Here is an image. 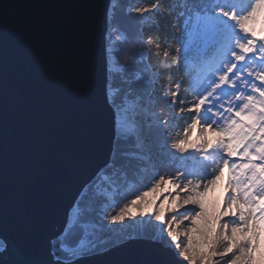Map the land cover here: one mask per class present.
<instances>
[{
	"label": "snow or ice",
	"instance_id": "6c2138e0",
	"mask_svg": "<svg viewBox=\"0 0 264 264\" xmlns=\"http://www.w3.org/2000/svg\"><path fill=\"white\" fill-rule=\"evenodd\" d=\"M137 2L151 8L129 5L127 14L156 25L154 36L141 28L129 41L115 25L109 35L139 45L133 61L115 70L121 86L109 83L107 94L119 138L131 150L114 152L89 178L92 195L76 201L71 227L57 238L66 257L57 264L107 251L99 234L118 229L104 220L123 230L125 219L137 214L141 232L151 225L148 239L170 251L173 264H264V252L257 255L258 231H264V0ZM7 7L0 6V25ZM162 10L173 17L178 41L161 36ZM153 46L156 56L163 53L158 67L151 63ZM108 72L113 75L111 64ZM219 184L223 192L210 207L209 193ZM120 200L126 202L110 213Z\"/></svg>",
	"mask_w": 264,
	"mask_h": 264
},
{
	"label": "water",
	"instance_id": "95a60500",
	"mask_svg": "<svg viewBox=\"0 0 264 264\" xmlns=\"http://www.w3.org/2000/svg\"><path fill=\"white\" fill-rule=\"evenodd\" d=\"M0 264H57L52 241L112 155L106 33L111 0H0ZM73 264H173L148 238ZM174 251V250H173ZM186 264V262H184Z\"/></svg>",
	"mask_w": 264,
	"mask_h": 264
},
{
	"label": "rangeland",
	"instance_id": "374dc122",
	"mask_svg": "<svg viewBox=\"0 0 264 264\" xmlns=\"http://www.w3.org/2000/svg\"><path fill=\"white\" fill-rule=\"evenodd\" d=\"M129 5H135L136 7H144V8H146L145 5H143L141 3H138L137 0H131ZM128 6H126V8H128ZM121 7H120V9H121ZM118 8H119L118 0H111L110 9H112V11L111 12L109 11V14H108V30H107L108 36H106V47H107V56H108V58H109V60L111 62L109 64H111L112 67H113V73L115 72L116 68L119 67V65L116 63V58H115V50L117 48L118 39L116 38V35H112L111 39H109V35H110V31H111L110 26L111 25H115L114 24V22H115L114 14L116 13L115 9H118ZM133 16H135V13H133ZM116 28H117V32L119 33V27L116 26ZM141 28H143V33H144L145 36L153 35V33H155V31H153V30L151 31V27L148 26L147 23L140 22V27L138 28L139 31H140ZM179 35L176 36L177 41L179 40ZM173 44L176 47L178 46L176 43H173ZM173 58H175V57H173ZM182 71H183V68H181V72H175L174 74H179L181 76ZM108 75H109V72H108ZM112 79H111V76L109 75L108 85H109V83H112ZM162 79L166 80L165 77H161V80ZM177 79H180V77H178ZM108 85H107V91H108ZM113 87H117V86H115L113 84ZM157 109H159V108H157ZM178 112H179V108L177 107V113ZM190 115H191V113L188 114V116H190ZM115 121H116V117H115ZM115 125H116V123H115ZM185 126L186 125L184 124V122L180 121V131L181 132L183 130V127H185ZM172 135L176 136L177 133L173 132ZM196 135H197V132L193 131L192 138L195 139ZM124 142L125 141H123V140H121L119 138V134L115 135L114 147L117 148L118 146H121ZM224 174H225V176L227 175V169L224 170ZM150 186H151V182L148 183V187H150ZM87 188H88V184L83 188V190L80 193V195L78 196L77 200L80 199L82 197V195L85 198L90 197L92 195L91 193L87 192ZM146 190H147V187H145L142 191H146ZM222 192H223V186H222V184H219V185H217V187L211 193H209L208 201H209V206L210 207H211V204L216 201V198L220 197ZM151 198H152L151 196L148 197L149 200H151ZM118 210L119 209H117L116 211H118ZM181 211H183V210H181ZM71 212H72V215H74L73 208L71 209ZM109 212L111 213L110 209H109ZM114 213L112 212V214H114ZM140 219H141V217L139 216V214H137V216L134 218V221H139ZM144 219L147 220L148 217L145 216ZM134 221L133 220H129L128 218H126L125 219V223L128 225V227L126 229L121 230L120 226L118 224L117 225H113V224H111L110 220L105 219L104 220L105 224H108L109 227L117 228L118 231L116 233L107 232V231L103 232V233H100L97 242L101 243V244H104L108 248V247L113 246V245H115L117 243H120L122 241L127 240L129 236L136 237V238H148L147 234L150 233L151 231H153V229L151 228V225L144 226V231L141 232L140 225H138ZM151 221H152V224H159V222L156 221L154 217L151 218ZM185 223H187V222H185ZM66 227H68V228L71 227V224H70L69 220H68V224L66 225ZM117 236H119L120 239H118ZM57 238H55L54 240H56ZM181 239H184V238L182 237ZM258 242H259V249H258L257 255H259L261 252H264V231H258ZM54 259L64 260V259H66V257L64 255L60 254V255H56V257Z\"/></svg>",
	"mask_w": 264,
	"mask_h": 264
},
{
	"label": "trees",
	"instance_id": "16d2710c",
	"mask_svg": "<svg viewBox=\"0 0 264 264\" xmlns=\"http://www.w3.org/2000/svg\"><path fill=\"white\" fill-rule=\"evenodd\" d=\"M130 2H131V0H118L119 8L115 9L116 13L114 14V17H115L114 24L117 27H119V32L126 33L128 40L132 41L139 34L138 28L140 27V21L135 19L134 16L130 17L127 14L126 6H128L130 4ZM120 7H121V9H120ZM138 47H139L138 44H134L132 42L122 43L120 40H118L117 41V48L115 50L116 63L118 65L124 64L125 62L131 63L135 57L136 49ZM111 79H112V83L115 86H121L119 75L116 72L113 73V75L111 76ZM136 87H137L138 91H141V92L144 91V89L140 85H137ZM157 108H159V109H157ZM153 110L154 111H160V106L157 105V107ZM129 150H131V144L124 142L121 146H118L117 148L113 147L112 154L115 152L117 155H119V154H121L125 151H129ZM168 171H169L168 169H164V170H162V174L166 173ZM143 189L144 188H142L141 191ZM136 194H139V193H136ZM132 198H134V197L131 195L127 197V199H132ZM218 199L219 198H216L215 202H218ZM125 202H126L125 200H120L119 205L117 207L110 209L111 213L112 212L114 213L117 209H119V206H122ZM57 245H58V240L57 239L53 240L52 241V248H51L53 258H55L56 255H60V252L58 251Z\"/></svg>",
	"mask_w": 264,
	"mask_h": 264
},
{
	"label": "bare ground",
	"instance_id": "6f19581e",
	"mask_svg": "<svg viewBox=\"0 0 264 264\" xmlns=\"http://www.w3.org/2000/svg\"><path fill=\"white\" fill-rule=\"evenodd\" d=\"M163 3L165 4V5H168V3H169V0H163ZM141 4H143V5H145L146 6V8H151V3H141ZM173 22V17L172 16H170V15H168L167 13H165V12H163V10H162V13H161V15H160V17H159V25H158V27H159V31H160V34H161V36H163V37H167L168 39H171L172 37H176L177 35H179L180 33H179V31H173L172 29H171V27H170V24ZM155 31V33H156V31H157V26L156 25H152L151 26V31ZM155 33H153V36H154V34ZM106 36H108V32L106 33ZM155 38V37H154ZM168 47H170L172 50H173V52L175 51V49H176V46L172 43V44H169L168 45ZM152 51H153V55H152V58H151V63L153 64V65H156L157 67L159 66V62H160V59L163 57V53L161 52L160 53V56H156L155 55V52H156V49H155V47L153 46V48H152ZM106 56H107V54H106ZM169 59H174L173 57H169ZM109 58H108V56H107V66L109 65ZM175 77H176V79L178 78V77H180V75L179 74H175ZM162 82H166V80H164V79H162ZM107 94H108V91H107ZM178 115H183L182 113H180V112H178L177 113ZM189 113H186V115H188ZM116 117V116H115ZM181 122H183V121H181ZM115 135H118V131H117V126L115 125ZM70 216H72V212L70 213ZM69 216V217H70ZM1 249V248H0ZM174 251H175V249H173Z\"/></svg>",
	"mask_w": 264,
	"mask_h": 264
},
{
	"label": "built area",
	"instance_id": "2783aa9c",
	"mask_svg": "<svg viewBox=\"0 0 264 264\" xmlns=\"http://www.w3.org/2000/svg\"><path fill=\"white\" fill-rule=\"evenodd\" d=\"M106 49H107V47H106ZM110 61V60H109ZM109 63H111V62H109ZM109 66V65H108Z\"/></svg>",
	"mask_w": 264,
	"mask_h": 264
}]
</instances>
